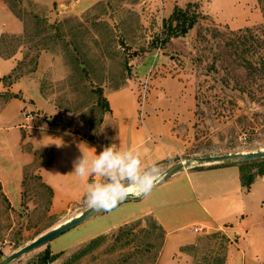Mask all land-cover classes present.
Returning a JSON list of instances; mask_svg holds the SVG:
<instances>
[{"label": "rangeland", "instance_id": "rangeland-1", "mask_svg": "<svg viewBox=\"0 0 264 264\" xmlns=\"http://www.w3.org/2000/svg\"><path fill=\"white\" fill-rule=\"evenodd\" d=\"M188 2L197 3V23L185 36L163 43V21L175 5ZM12 19L21 25L17 32ZM262 52L264 11L258 0H0V181L10 189L18 175V145L12 141L17 124L32 126L22 127L19 148L25 151L44 133L36 125L80 132L87 124L86 132L97 130L109 116L106 94L115 90L122 94L121 115L131 116L133 104L138 125L154 114L169 121L174 149L156 162L162 172L190 156L264 149V77L245 67ZM13 97L24 105L11 101L5 107ZM51 154L33 152L36 161L24 167L19 200L11 204L0 192V259L88 207L85 195L52 206V192L36 174ZM79 158L74 151L60 158L69 193L92 182L73 173ZM165 181L10 264H226L227 254L238 249L234 235L208 232L165 242L148 213L119 224L167 189L183 190L182 181ZM183 203L177 207L189 210ZM52 254L57 256L49 261Z\"/></svg>", "mask_w": 264, "mask_h": 264}, {"label": "crops", "instance_id": "crops-1", "mask_svg": "<svg viewBox=\"0 0 264 264\" xmlns=\"http://www.w3.org/2000/svg\"><path fill=\"white\" fill-rule=\"evenodd\" d=\"M12 22L15 25L14 31H19L20 23L14 19ZM106 98L109 116L104 118L97 130L88 128L86 132L87 124L80 128V132L66 128L46 127L40 137L41 140L36 145H30L28 151L19 148L20 142L23 141L21 131L24 126L21 123L17 124L15 137L13 138L12 135L9 137L13 138L12 141L14 140L18 145V147L15 146L18 175L10 185V189L5 180L0 181L1 195L11 204L20 199L23 170L24 167L36 161L34 151L42 152L46 149L52 151L50 162L38 164L36 174L40 177L41 183L51 190V204L54 207L67 204L85 195L86 184L89 183L84 182L77 192H68L59 174L60 158L66 151H74L77 155L82 157L86 155L91 158L94 153L99 154L105 147L115 146L122 152L138 151L144 167L172 156L174 146L170 142L168 120L165 121L162 115L154 114L147 117L144 126H140L134 114L133 104L130 107V114L132 113L133 116L132 114L131 116L121 115L123 113L120 108L122 94L115 90L107 93ZM11 101H15L18 108L25 103L13 97L6 102L5 107ZM154 123L156 130L162 132L152 129ZM33 128L41 130L42 126L36 125ZM32 135L33 133H30L28 143L32 142V139L30 140L33 138ZM59 144L60 146H57ZM41 159L38 158L37 162ZM55 170H58V175L53 177ZM88 180L100 181L101 178L92 176L88 177ZM179 181H182L180 184L183 190L167 189L166 196L159 201H154L140 213L122 219L119 224L148 213L164 231L165 242L183 240L185 235L208 232H220L227 237L234 235L238 242H234L233 245L238 249L227 254L226 264H264V174L257 175L247 187L241 182L239 163H213L183 169L166 179L165 183L173 184ZM10 193L15 195V200ZM192 200L195 203H192ZM183 201L189 210L177 207Z\"/></svg>", "mask_w": 264, "mask_h": 264}, {"label": "clouds", "instance_id": "clouds-1", "mask_svg": "<svg viewBox=\"0 0 264 264\" xmlns=\"http://www.w3.org/2000/svg\"><path fill=\"white\" fill-rule=\"evenodd\" d=\"M45 128L42 126L41 131ZM73 169L81 179L101 178L87 183L85 192L88 206L99 210H111L129 198L146 196L163 179L162 169L156 162L144 167L138 151L122 152L115 146H107L91 158H79L73 163Z\"/></svg>", "mask_w": 264, "mask_h": 264}, {"label": "water", "instance_id": "water-1", "mask_svg": "<svg viewBox=\"0 0 264 264\" xmlns=\"http://www.w3.org/2000/svg\"><path fill=\"white\" fill-rule=\"evenodd\" d=\"M261 158H264V149L190 156L166 169L163 172V179H167L183 169L191 168L197 165H206L213 163H241ZM140 198L141 197H132L127 200H135ZM104 211L106 210L93 209L89 206L86 207L85 209L77 213L75 216L55 225L54 227L50 228L49 230L32 239L30 242L26 243L25 245L17 248L5 257L1 258L0 264H10L12 261L16 260L20 256L47 244L52 239L58 237L62 233Z\"/></svg>", "mask_w": 264, "mask_h": 264}, {"label": "trees", "instance_id": "trees-1", "mask_svg": "<svg viewBox=\"0 0 264 264\" xmlns=\"http://www.w3.org/2000/svg\"><path fill=\"white\" fill-rule=\"evenodd\" d=\"M6 2H8V0H6ZM258 2L262 6V11H264V0H258ZM195 7H197L196 2H188L184 7H181L179 5H175L173 7L171 14L163 21V34H164V37L162 39L163 43L167 42L173 37H180L188 34V32L197 23L199 18V13L195 10ZM11 10L13 11V9ZM245 67L249 72L250 71L253 72L251 75H255L254 74L255 71H257L258 73L260 71V74L258 76L264 77V52L261 53V57L257 62L254 63L253 61H248ZM256 163L262 164L261 169L255 172H251V171L246 172V170L243 169V166L252 165ZM239 165H240V179L244 186L248 187L253 182L254 178L257 175L264 174V158L247 161V162H241L239 163ZM154 223H156L155 220ZM158 227L161 231H163L159 225ZM56 256L57 254L50 255L49 261L55 259ZM41 260L46 262V258L43 256H41Z\"/></svg>", "mask_w": 264, "mask_h": 264}, {"label": "built area", "instance_id": "built-area-1", "mask_svg": "<svg viewBox=\"0 0 264 264\" xmlns=\"http://www.w3.org/2000/svg\"><path fill=\"white\" fill-rule=\"evenodd\" d=\"M22 115L24 116V117H26V118H31V114L28 112V111H25V110H23L22 111ZM31 126V125H30ZM30 126H24V127H26V128H29Z\"/></svg>", "mask_w": 264, "mask_h": 264}]
</instances>
